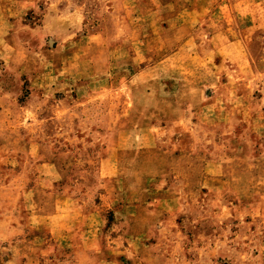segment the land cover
Here are the masks:
<instances>
[{"label":"rangeland","instance_id":"rangeland-1","mask_svg":"<svg viewBox=\"0 0 264 264\" xmlns=\"http://www.w3.org/2000/svg\"><path fill=\"white\" fill-rule=\"evenodd\" d=\"M0 264H264V0H0Z\"/></svg>","mask_w":264,"mask_h":264},{"label":"crops","instance_id":"crops-1","mask_svg":"<svg viewBox=\"0 0 264 264\" xmlns=\"http://www.w3.org/2000/svg\"><path fill=\"white\" fill-rule=\"evenodd\" d=\"M241 42L240 41H234L233 44H240Z\"/></svg>","mask_w":264,"mask_h":264}]
</instances>
